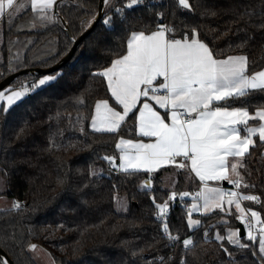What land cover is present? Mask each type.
Returning <instances> with one entry per match:
<instances>
[{
    "label": "snow or ice",
    "instance_id": "6c2138e0",
    "mask_svg": "<svg viewBox=\"0 0 264 264\" xmlns=\"http://www.w3.org/2000/svg\"><path fill=\"white\" fill-rule=\"evenodd\" d=\"M64 2L0 0V19L8 18L11 33L13 19L30 6L32 18L26 25H15L17 31L25 27L29 30L46 28L53 23L67 25L69 20L61 14ZM71 2L86 9L84 15L88 18L81 19L79 35L84 37L88 29L93 33L85 38L87 43L81 44L80 48L98 53L89 79L99 78L105 95L95 99L88 111L85 93L89 89L73 94L62 104L71 105L77 115L62 113L58 106L55 117L50 116L49 120L59 121L66 115L68 127L79 131L81 136L95 133L117 138L115 149L118 156L97 153L95 160L88 165L89 183L105 171L103 167H96L97 161L108 165L109 174L113 170L133 178L144 174L145 178L137 186L138 194L148 197V207L154 222L159 225L161 240L167 241L165 247L183 245L179 264H187L185 257L200 247L192 235L181 239L185 222L187 230L193 232L203 226L201 219L193 218L194 213L207 216L219 210L232 215L234 207L235 218L246 233L243 239L251 243L242 242L240 229L230 226L221 217L226 234L217 232L213 237L218 251L226 257L221 264H264V218L261 211L243 203L252 202L264 207V193L257 195L251 191L256 188L251 180L252 171L259 169L251 170L248 166V158L254 153L264 166V0H259L258 4L251 0L232 3L220 10L231 14L236 32L243 33L238 42L228 43L227 50L210 44L202 36L203 24L195 19L197 11L200 17L218 13L203 5L201 0ZM143 9L151 13L147 20ZM227 30L231 31L230 28ZM17 43L18 40H8L7 74L19 71L22 66L50 65L49 60L38 64L28 60L26 64V57L19 49L13 52ZM77 43V37L72 36L71 44ZM70 51L72 48L67 47L52 56V61ZM5 74L0 72V79ZM63 75L62 68L50 73L29 72L23 80L17 78L0 88V114L6 118L18 102H23L31 94H38V90L51 87ZM130 120L132 125L128 132L135 139L124 138L122 134ZM58 136L63 137L64 131L58 125L53 130L50 125L47 150L78 151L92 147L86 141L78 140L65 144L57 139ZM167 166L183 170L193 185L198 180V191H178L176 181H173L166 190L158 192L154 187V174ZM7 175L5 171L4 176ZM222 181H227L231 187H221ZM57 183L63 185L65 179L58 177ZM116 187L112 185L113 189ZM4 191V183L0 180V192ZM188 198H191L190 204ZM112 201L116 212L128 210L126 198L113 195ZM177 202L182 219L173 231L169 216ZM26 210L27 206L16 200L5 209L9 214ZM211 227L204 228V244L209 242ZM33 235L31 227L28 228V239L21 234V257L27 252L32 254L27 259H36L42 252L49 257L51 264H56L50 253L31 243ZM12 238L15 239V234ZM225 241L232 249L225 245ZM4 247H7L6 243ZM233 249L240 250L243 261L237 259ZM156 259L160 264H168L171 257L167 261L164 257ZM0 264L11 262L0 254Z\"/></svg>",
    "mask_w": 264,
    "mask_h": 264
},
{
    "label": "trees",
    "instance_id": "16d2710c",
    "mask_svg": "<svg viewBox=\"0 0 264 264\" xmlns=\"http://www.w3.org/2000/svg\"><path fill=\"white\" fill-rule=\"evenodd\" d=\"M149 2L153 3L156 0ZM158 2L166 3L167 0H158ZM247 2L249 0H201L203 5L218 13L216 16L200 17L199 10L197 11L195 19L203 24L201 33L207 42L225 50L229 42H238L243 33L236 32L232 15L220 10L232 3ZM251 2L258 4L259 0H251ZM85 11V8H78L71 0H65L61 14L69 20L67 25L53 23L46 28L29 30L25 27L22 31H17L15 25H26L32 18L31 10H26L13 19L11 33H9V20L4 19L0 23V72L6 74L0 82L22 70H46L59 64L67 55H60L55 61H52V56L63 52L67 47L72 48V36L75 35L77 39L80 37L81 19L88 18L84 15ZM143 13L146 20L151 15L147 9H143ZM229 28L231 31L227 30ZM92 33L93 30L86 37ZM217 36L219 39H214ZM10 38L18 40L13 52L19 49L23 57H26V64L28 60L36 64L49 60L50 65L35 68L22 66L19 71L7 74V48ZM85 38L71 60L61 67L64 75L58 82L47 89L38 90V94H31L23 102H18L6 118L0 114V180L5 186V191L0 192V197L23 202L28 209L22 213L11 214L5 209L0 210V248L13 264H37L35 259H27L32 256L31 253L26 252L21 257V234L28 239L27 232L31 227L34 233L31 243L39 245L50 253L56 264H160L157 257H164L166 261L171 257L168 264H179L184 251L183 245L165 247L167 241L161 240L159 225L154 222L148 207V197L138 194L137 186L140 180L145 178L144 174H139L135 178L127 177L115 170L109 174L108 165L103 161H97L96 167H103L105 171L98 179L93 178V182L89 183L88 165L95 160L97 153L118 156L115 149L117 138L95 133H90L88 137L81 136L79 131L68 127L66 115H63L59 121L49 120L50 116L55 117L58 106L62 113L71 112L73 117L77 115L71 105L62 104L73 94L89 89L85 93L89 105L88 111L95 99L105 95L99 78L89 79L90 69L98 53L86 47L80 48L81 44L87 43ZM29 40L32 43L29 44ZM24 45L27 47L25 48ZM25 76L18 78L23 80ZM50 125L53 130L58 125L64 131L63 137H57L63 143L86 141L92 147L78 151L47 150ZM131 125L130 120L122 133L124 138H136L128 132ZM17 133H20L19 136ZM258 151L256 150L257 153ZM248 166L251 170L259 169L252 171L251 180L256 184V188L251 191L261 195L264 193V166L256 159L255 153L248 158ZM5 171L8 173L7 177L4 176ZM170 174H173L178 191H192L198 187L197 181L193 185L186 179L183 170L167 166L154 174V187L158 192L167 189L164 179ZM58 177L65 179L63 185L57 183ZM85 184L88 186L84 187ZM113 184L117 185L116 189L112 188ZM134 194H136L135 198H133ZM113 195L127 199L128 210L125 213L115 211ZM188 203H191L189 198ZM262 204H264V196H262ZM245 205L261 211L264 218V207L261 204L246 202ZM193 217L201 219L203 226L189 232L185 222L181 239L185 235H192L197 245H200L185 257L187 264H221L226 257L218 251L213 237L217 232L222 235L226 233L221 217L227 220L230 226L238 228L239 222L236 216L225 215L217 210L207 216L193 214ZM181 219V209L177 202L169 216L173 231ZM208 225L213 227L209 229L211 233L209 242L204 244L203 232ZM13 234L15 239L12 238ZM243 237H241L242 242L251 243ZM5 243L7 247H4ZM224 243L228 246L226 241ZM228 247L232 249V246ZM233 250L237 253V259L243 261L240 250ZM248 256L251 259L250 252Z\"/></svg>",
    "mask_w": 264,
    "mask_h": 264
},
{
    "label": "water",
    "instance_id": "95a60500",
    "mask_svg": "<svg viewBox=\"0 0 264 264\" xmlns=\"http://www.w3.org/2000/svg\"><path fill=\"white\" fill-rule=\"evenodd\" d=\"M92 29H88L87 32L84 33V37H79L78 43L76 45L72 46V51H70L68 53V55L63 58L59 64H57L56 66L50 68V69H46V70H33V71H29V70H22L16 73H13L9 76H7L2 82H0V88H3L5 86H7L8 84L12 83L15 79H17L18 77L22 76V75H27L29 72H36L38 74L40 73H50L56 70H59L63 65H65L67 62H69L71 60V58L74 56L75 51L77 49V47L79 46V44L83 41V39L91 32ZM224 186L227 184L226 182L222 183ZM237 227L240 229V235L241 237L245 236V231H244V226L240 223L237 224ZM0 254L4 255L10 262L11 264H13V262L10 260V258L3 252V250L0 248Z\"/></svg>",
    "mask_w": 264,
    "mask_h": 264
},
{
    "label": "rangeland",
    "instance_id": "374dc122",
    "mask_svg": "<svg viewBox=\"0 0 264 264\" xmlns=\"http://www.w3.org/2000/svg\"><path fill=\"white\" fill-rule=\"evenodd\" d=\"M0 44H1V37H0ZM173 178H174L173 174H170V175L165 177V179H164V180H166L165 181V187L168 188L171 186L172 182L175 181V179H173ZM230 187L231 186H229V188ZM196 190L198 191V187L196 188ZM189 199H191V198H189ZM11 202H12L11 199L0 198V210L7 209L10 206ZM114 209H115V205H114ZM234 211H235V208H234ZM125 212L126 211H121V212H117V213H125ZM194 214H200V213H194ZM193 218L196 219L195 217H193ZM237 221L239 222V220H237ZM40 248L43 249L42 247H40ZM35 260H36L37 264H51V260L49 259V257L45 256L42 252L38 253V258H36Z\"/></svg>",
    "mask_w": 264,
    "mask_h": 264
},
{
    "label": "crops",
    "instance_id": "0c3cea01",
    "mask_svg": "<svg viewBox=\"0 0 264 264\" xmlns=\"http://www.w3.org/2000/svg\"><path fill=\"white\" fill-rule=\"evenodd\" d=\"M27 10H31L30 9V6H29V8L27 9ZM22 13V12H21ZM7 17H5V18H2V19H0V23L4 20V19H6ZM162 111V110H161ZM118 153V152H117ZM118 162V161H117ZM197 181V183H198V186H199V181L198 180H196ZM223 182H226L227 183V181H222V182H220V186L221 187H225V188H229V186L230 185H228V183L224 186L222 183ZM244 203V205H245V203L246 202H243ZM246 206V205H245ZM231 213H233L232 215H234V216H236V213H235V211H234V207L231 209ZM245 235H246V233H245Z\"/></svg>",
    "mask_w": 264,
    "mask_h": 264
}]
</instances>
